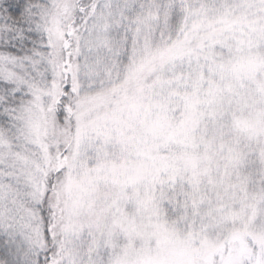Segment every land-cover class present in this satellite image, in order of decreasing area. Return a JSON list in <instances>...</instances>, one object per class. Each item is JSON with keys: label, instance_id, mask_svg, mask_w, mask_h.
<instances>
[{"label": "snow or ice", "instance_id": "6c2138e0", "mask_svg": "<svg viewBox=\"0 0 264 264\" xmlns=\"http://www.w3.org/2000/svg\"><path fill=\"white\" fill-rule=\"evenodd\" d=\"M0 264H264V0H0Z\"/></svg>", "mask_w": 264, "mask_h": 264}]
</instances>
